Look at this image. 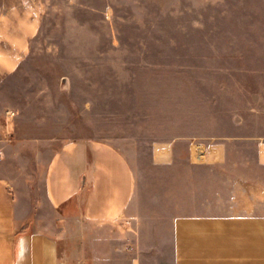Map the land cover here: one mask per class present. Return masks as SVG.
I'll return each mask as SVG.
<instances>
[{
  "label": "rangeland",
  "instance_id": "1",
  "mask_svg": "<svg viewBox=\"0 0 264 264\" xmlns=\"http://www.w3.org/2000/svg\"><path fill=\"white\" fill-rule=\"evenodd\" d=\"M0 71V175L28 203L78 140L121 150L150 209L187 177L264 186V0H0Z\"/></svg>",
  "mask_w": 264,
  "mask_h": 264
},
{
  "label": "crops",
  "instance_id": "2",
  "mask_svg": "<svg viewBox=\"0 0 264 264\" xmlns=\"http://www.w3.org/2000/svg\"><path fill=\"white\" fill-rule=\"evenodd\" d=\"M223 158L220 145H191L187 167L215 169ZM256 161L264 167V144ZM45 167L36 205L0 175V264H264L258 183L227 195L223 178L187 177L150 209L130 160L110 143H65Z\"/></svg>",
  "mask_w": 264,
  "mask_h": 264
},
{
  "label": "bare ground",
  "instance_id": "3",
  "mask_svg": "<svg viewBox=\"0 0 264 264\" xmlns=\"http://www.w3.org/2000/svg\"><path fill=\"white\" fill-rule=\"evenodd\" d=\"M201 152H202V151H201ZM196 156H197V155H196ZM197 157H198V156H197ZM201 157H202V156H201ZM198 158H200V156H199ZM198 158H197V159H198Z\"/></svg>",
  "mask_w": 264,
  "mask_h": 264
}]
</instances>
